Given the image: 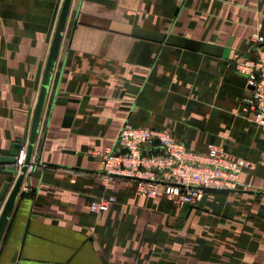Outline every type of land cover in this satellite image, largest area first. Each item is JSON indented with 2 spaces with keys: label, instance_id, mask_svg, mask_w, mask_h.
<instances>
[{
  "label": "crops",
  "instance_id": "1",
  "mask_svg": "<svg viewBox=\"0 0 264 264\" xmlns=\"http://www.w3.org/2000/svg\"><path fill=\"white\" fill-rule=\"evenodd\" d=\"M61 3L0 0V157L18 140L26 151ZM254 31L264 0H72L0 264H264V126L234 66L254 55ZM125 121L252 164L188 209L138 194L102 171Z\"/></svg>",
  "mask_w": 264,
  "mask_h": 264
},
{
  "label": "built area",
  "instance_id": "2",
  "mask_svg": "<svg viewBox=\"0 0 264 264\" xmlns=\"http://www.w3.org/2000/svg\"><path fill=\"white\" fill-rule=\"evenodd\" d=\"M251 40L256 45L254 55L236 60L234 66L245 76L249 92L243 110H253L254 121L264 126V35L254 31ZM25 152L21 147L16 156L17 172L24 164ZM101 163L106 180L131 179L138 194L163 197L175 205L196 203L205 189L237 188L241 172L252 164L215 144L208 143L204 151H198L166 128L141 127L128 121L123 123L115 146L101 154ZM108 207V200L98 203L100 210Z\"/></svg>",
  "mask_w": 264,
  "mask_h": 264
},
{
  "label": "water",
  "instance_id": "3",
  "mask_svg": "<svg viewBox=\"0 0 264 264\" xmlns=\"http://www.w3.org/2000/svg\"><path fill=\"white\" fill-rule=\"evenodd\" d=\"M72 0H62L61 8L59 11V15L57 18L55 30L49 45L48 55L45 62L43 75L41 79V84L39 87V92L37 96V100L34 106L33 114H32V120H31V127H30V133L28 137L27 142V148L25 152V160L24 164L21 167L20 171L17 172L16 166L14 165L16 161V156L19 153L20 150V141H16L12 149L7 156L0 157V161H4L9 163V166L7 169L11 172H17V178L15 182L13 183L12 187L10 188V191L8 192L7 196L6 191L9 187V182L6 181L0 191V202L5 198L4 204L0 211V239L3 232V228L5 226V223L7 219L9 218L10 212L13 207V203L15 198L17 197L21 185L23 183L25 173L27 172L28 165L30 164L31 155L33 152L34 144L38 138L39 135V127L41 124V116L43 112V107L45 104V100L47 97V91L49 88L53 68L55 65V62L59 56L60 48L63 41L64 32L67 25V20L69 16L70 6H71ZM6 196V197H5ZM190 207L189 203H184L183 208L188 209Z\"/></svg>",
  "mask_w": 264,
  "mask_h": 264
}]
</instances>
